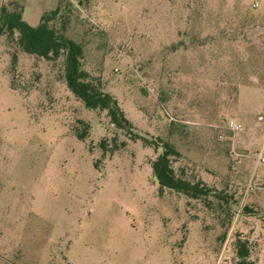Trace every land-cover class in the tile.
Masks as SVG:
<instances>
[{
  "label": "rangeland",
  "instance_id": "obj_1",
  "mask_svg": "<svg viewBox=\"0 0 264 264\" xmlns=\"http://www.w3.org/2000/svg\"><path fill=\"white\" fill-rule=\"evenodd\" d=\"M1 6L31 26L59 7L50 24L67 19L60 31L81 44V67L139 137L68 89L63 55L0 35V264H242L237 238L245 263L264 264V0ZM158 138L179 152L177 175L213 192L160 191Z\"/></svg>",
  "mask_w": 264,
  "mask_h": 264
},
{
  "label": "trees",
  "instance_id": "obj_2",
  "mask_svg": "<svg viewBox=\"0 0 264 264\" xmlns=\"http://www.w3.org/2000/svg\"><path fill=\"white\" fill-rule=\"evenodd\" d=\"M60 15V8L45 12L36 26L29 25L22 18V10H9L5 6L0 7V35L7 34L16 37V41L24 52L34 54L47 60L58 59L63 55V79L68 89L79 98L85 107L97 110H105L110 123L129 134L130 139H136L139 134L134 131L132 123L126 118L113 95L101 89L99 83L90 79L89 73L81 67L83 48L80 43L63 35L61 32L67 23L63 19L60 30L51 25L50 22ZM81 139L87 135L86 129L76 133ZM149 144L148 139H143ZM156 144L162 150L151 161L154 177L159 183V190L169 189L181 192L192 198L207 196L213 189L207 186L201 179L192 182L189 179L176 174L171 162L172 158L178 157L179 152L171 143L158 138ZM100 147L105 151L107 141L100 140ZM236 254L242 264L249 254L247 242L236 239Z\"/></svg>",
  "mask_w": 264,
  "mask_h": 264
},
{
  "label": "built area",
  "instance_id": "obj_3",
  "mask_svg": "<svg viewBox=\"0 0 264 264\" xmlns=\"http://www.w3.org/2000/svg\"><path fill=\"white\" fill-rule=\"evenodd\" d=\"M262 123L264 124V116H263V119H262ZM227 127L229 130L235 132L237 130L240 129V125L238 123H236L235 121L233 120H229L228 123H227ZM257 162H264V156L263 154L260 152H258L257 154Z\"/></svg>",
  "mask_w": 264,
  "mask_h": 264
}]
</instances>
